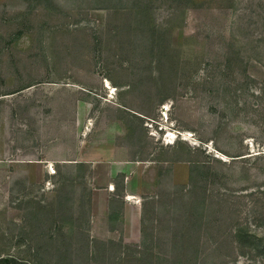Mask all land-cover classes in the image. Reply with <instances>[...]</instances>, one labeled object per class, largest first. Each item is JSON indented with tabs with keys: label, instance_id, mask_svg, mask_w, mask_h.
<instances>
[{
	"label": "rangeland",
	"instance_id": "obj_1",
	"mask_svg": "<svg viewBox=\"0 0 264 264\" xmlns=\"http://www.w3.org/2000/svg\"><path fill=\"white\" fill-rule=\"evenodd\" d=\"M260 60L264 0H0V258L264 264Z\"/></svg>",
	"mask_w": 264,
	"mask_h": 264
},
{
	"label": "trees",
	"instance_id": "obj_2",
	"mask_svg": "<svg viewBox=\"0 0 264 264\" xmlns=\"http://www.w3.org/2000/svg\"><path fill=\"white\" fill-rule=\"evenodd\" d=\"M252 57L253 56L251 55L250 57H248V59H250V61H253V60H251ZM260 61L264 62L262 60H260ZM227 89L228 88H225V90L223 92V95L225 98H227L226 93L228 94ZM243 90H244V93H241V96L247 95V93H249V91L246 92L245 89H243ZM251 95L254 98H257L256 101L258 100L259 103L264 102V88L263 87L252 89ZM226 106L230 107L232 109H236V110L238 109V113H243L244 111L251 108V106H254L255 108L260 107L259 104L250 102V100H245L244 102H238L237 106H234V107L232 106V102L227 101ZM260 110H264V108L261 107V108L257 109L256 111H260ZM260 155H262V156H260ZM234 156L241 158V159L247 158L249 156L264 157V152L261 151L257 154H251L250 152H248V153H242V154H238V155H234ZM81 164H83V163H81ZM113 182L115 183L116 189H117V187H118L117 182L115 180H113ZM109 216L112 218L113 214L110 213ZM250 230H251V227L249 226L248 223L245 222V223L240 224V226L238 227V229L236 231V238L243 245L248 246V247H254L256 245L255 242H256L257 238H256L255 234L250 232ZM262 240H264V239H262ZM260 253L264 254V250H262ZM22 263H26V262H23L21 260H17L13 256H6L3 258H0V264H22Z\"/></svg>",
	"mask_w": 264,
	"mask_h": 264
},
{
	"label": "crops",
	"instance_id": "obj_3",
	"mask_svg": "<svg viewBox=\"0 0 264 264\" xmlns=\"http://www.w3.org/2000/svg\"><path fill=\"white\" fill-rule=\"evenodd\" d=\"M38 162H39V161H38ZM76 162H77L76 160H67L66 162H57V163H65V164H69V163H71V164H75ZM37 164H40V162L37 163ZM52 169H53V171H55L53 166H52ZM110 186H111L112 188H110V190H109V189H106L107 192L111 193V192H114V191L117 190V189H116V185H115V183H114L113 181H111ZM113 187H114V188H113ZM129 198H131V197H129ZM125 199H127V200L124 201L125 204H126L127 201H129V199H128V197H126V196H125ZM108 209H109V208H108ZM108 212H109V210H108ZM108 212H107L108 215H106L108 221H113V222H115V221L113 220V217L111 218V217L109 216L110 213H108ZM119 220L122 221V216H119L118 219H116V222L119 221ZM120 221H119V222H120ZM127 238H128V237H127ZM138 241H139V240H138Z\"/></svg>",
	"mask_w": 264,
	"mask_h": 264
}]
</instances>
